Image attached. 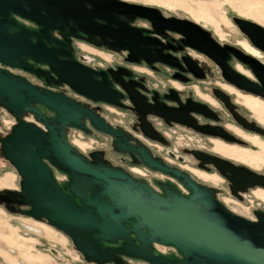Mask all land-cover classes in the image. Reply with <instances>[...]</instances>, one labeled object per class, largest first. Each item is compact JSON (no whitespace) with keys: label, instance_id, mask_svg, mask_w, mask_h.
Returning <instances> with one entry per match:
<instances>
[{"label":"water","instance_id":"95a60500","mask_svg":"<svg viewBox=\"0 0 264 264\" xmlns=\"http://www.w3.org/2000/svg\"><path fill=\"white\" fill-rule=\"evenodd\" d=\"M11 15L31 22L37 30L30 31L18 25ZM135 19L149 22L153 33L160 38H164L165 31L181 35L182 45L217 64L227 83L264 99V75L260 76L254 68L255 60L236 49L221 48L209 33L192 22L165 19L155 8L120 0H0V64L22 68L49 82L62 83L93 102L112 105H117L118 95L109 90L103 73H94L72 60L71 39L83 38L93 46L113 52L125 51L129 63L143 61L147 65L160 64L182 72L188 68L198 77L199 71L187 56H182L179 63L163 55L166 47L158 39L145 37L144 30L131 26ZM232 22L253 48L264 53V28L237 18ZM53 32H57L61 40L55 39ZM228 54L239 56V60L250 67L261 88L229 68L226 64ZM26 59L46 65L56 81L31 69L25 64ZM93 76L100 77V81H94ZM213 94L229 111L235 109L223 92L213 90ZM34 105L50 111L53 120ZM191 106L147 112L165 123L186 126L189 112L210 114L202 104L192 103ZM0 108L16 121L0 144L3 159L20 180L19 191L5 190L0 194V203L10 213L43 220L62 233L83 264H120V256L141 259L147 264H176L151 256L149 251L153 244L174 248L182 257V264H264V212L254 211L253 220L234 214L217 199L215 189L153 159L145 148L127 144L118 129L110 128L89 109L63 95L39 92L3 70H0ZM26 115L32 116L43 130L25 123ZM233 116L244 130L264 137V128ZM83 119L95 130L112 136L117 152L127 153L133 163H138V158L145 167L174 178L187 194L162 184L163 196H160L122 170L107 167L97 154L90 156L94 163L87 160L64 138L68 127L85 132ZM194 129L228 143L246 145L221 128ZM193 155L200 162L199 167L211 166L225 179L229 194L238 200L240 194L249 189H264V175L213 154ZM41 158L69 177L66 189L71 196L59 190ZM73 199L81 206H76ZM129 234L138 246L129 244L132 241ZM116 240L122 244L114 249H103L99 242L114 243ZM50 253L56 260L63 259L54 249Z\"/></svg>","mask_w":264,"mask_h":264},{"label":"flooded vegetation","instance_id":"af4514ba","mask_svg":"<svg viewBox=\"0 0 264 264\" xmlns=\"http://www.w3.org/2000/svg\"><path fill=\"white\" fill-rule=\"evenodd\" d=\"M161 16L165 19L188 21V20L178 19L174 17H165L162 14ZM11 17L15 19L18 25L30 31L37 30V27L31 22L15 17V16H12V15ZM137 20L146 22L148 24V27L144 28V27L135 26L134 22ZM134 22L131 24V26L136 29L144 30L146 33H143V36L149 37V38H156L161 42L163 46L166 47V49L162 51L163 55H167L171 57L174 60V62H179V63H180V58L182 56H187V58L190 59V61L194 64V66L199 71L196 73L198 77H195V75H193V73L190 72L188 68H187V71L182 72L174 68L163 66L160 64L147 65L143 61H139L138 63H129L127 61V52L125 51L113 52V51L108 50L105 47L93 46L89 44L88 42H86L83 38L70 40L69 46L71 50L72 60L75 63H77L79 66L84 67L94 73H103V75L105 76V81L106 83H108L109 90L115 92L118 95L116 99L117 105H112V104L103 103V102H93L81 95L76 94L68 86L62 83L56 84L53 82H49L45 79V77L38 76L30 71L24 70L19 67H7V66L0 64V70L8 72L13 77H17L19 79L24 80L28 84L35 87L39 92L46 91V92H50L53 94L63 95L64 97L70 99L71 101L78 103L81 106L89 109L94 115L101 118L110 128L118 129L119 132H121L123 137L126 139L127 144L135 148H140V147L145 148L153 159H158L169 167L179 169V166L178 167L173 166L168 161V159L175 161L179 164H187L189 162L188 158H192L195 161V165L198 169L203 170L205 172H210L212 168L211 166H207V165H204V167L202 168L199 167L200 162L193 155L194 153H204V154H209V153H206L200 150H190L186 148L181 150V152H177L170 147V141L168 138L169 137L168 134L175 135L176 134L175 129L177 128L185 129L187 130L188 134L190 132H193L194 135H199L200 137L204 138L210 144V152L212 154L218 155L232 162H236L241 165H244L240 162L233 161L229 158L223 157L214 148V146L215 147L220 146L221 148H224L223 146H232L228 144H234V143L225 142L223 139L217 136L201 134L198 131H196L194 128L195 127H198V128L207 127L210 129L211 128H221L228 134L234 137L236 136L240 138L241 140H243L244 142L253 146L251 142L249 141V139L245 137V136H248V134L246 133H251V132L244 130L236 122L233 114L239 118H242L248 121L245 118L246 117L245 111L247 110L250 114L251 119L255 123H257L259 126L264 128V121L259 120L252 116L255 113L251 112V110H249L245 105L240 103V96H247V97H251L254 99L258 98L262 101H264V99L260 97H256L249 93L239 91L235 87H233L231 84L227 83L223 79L222 71L217 64L212 62L210 59H208L206 56L202 55L201 53H198L195 50L182 45L183 37L181 35L177 33L165 31L164 38H160L153 33L149 22L142 20V19H135ZM52 35L54 36L55 39L61 40L60 35L57 32H53ZM211 39L215 41L212 37ZM215 42L221 48L229 47V48L236 49L242 54H245L249 56L250 58H252L253 60H255L257 64H253L254 68H256L260 76L264 75V53L259 52L255 48L252 49L248 45L247 46L249 50L251 49V51H246L242 47L236 48V47H232L229 45H221L217 41ZM90 52H96L98 55L95 58L93 54ZM191 53H194L197 56L202 57L206 61L197 60V57L193 56ZM256 53H259V55H256ZM260 53L262 56H260ZM110 54L115 55V57H117V60H119V62H117L114 65L111 64L112 61L107 60L108 59L107 57H109ZM100 55H103L106 58ZM238 57L239 56L235 54L234 55L228 54V60L226 61V64L229 66L230 69L234 70L235 72L237 73L240 72L239 74L241 73L244 74L245 77L249 76L248 75L249 73L251 77L250 78L246 77V78H248L253 84L261 88V83L257 81L250 67L244 64L243 62H241ZM97 60L100 61L101 63H98ZM232 62H236L237 66L233 67L231 65ZM25 64H27V66H29L33 70H37V71L45 73L53 81H56V78L49 72V69L46 65L35 63L34 61L30 59H26ZM211 67L217 70L218 78L223 82L222 84L223 87L218 86V88H214L211 91H208L206 89V92H209V94L214 98L215 102L220 106L221 110L227 113L226 116L229 118L228 121L234 124L237 128L226 127L225 125H221L220 123L221 118L219 114L211 107V103L214 102L211 98L201 95L202 97H200L199 98L200 100H198V99L193 98L189 92L187 93L183 92L179 88L180 87L179 85L190 86L193 82L194 83L204 82L210 76L209 71L211 70ZM240 67L244 68L245 71L241 70ZM147 71L152 72L153 74H156L160 77H164V80H166V82L169 84V87L166 88L165 90L159 89L160 87L157 82L147 78V75H148ZM93 80L100 81V77L93 76ZM213 90H219L223 92L225 95H227L230 100V103L235 107V109H233L232 111H229L225 107L223 102L214 96ZM232 94L235 95L236 97L235 100ZM192 103H198V104H202L206 106L210 114L209 116H207V115H203L199 113L189 112L187 114L189 118L187 119V126L173 123V122L165 123L161 118L155 115L149 114L147 112V111H150L151 109H167L168 108V109L176 110V109H179L180 106H186V104H187V107H192L191 106ZM33 107L39 112H41L44 116L53 120L54 118L53 114L50 111L46 110L43 106L34 105ZM105 113H108L110 116L120 117V121L119 122H116L115 120L110 121ZM5 117L10 118L12 122L9 125L8 133L5 136L0 137V140L7 137L10 134L12 127L16 125L15 118L11 114L6 112L4 109L0 108V128L2 124L4 123L3 118ZM25 117H29V120L25 119ZM25 117L23 118V121L25 123L34 124L41 130H43V126L39 124L38 122H36L32 116L26 115ZM81 123L83 124L86 130L85 132L79 129L73 128V127H68L65 130L64 138L67 141V143L71 147H73L68 142V139H67V137L70 135L75 137L76 139H79L81 143H85L84 140L87 138H92L96 143L105 142L108 145L109 153L113 156V159L116 161V165L110 163L106 152L102 150H98V149H93L90 152H88L87 155H83L87 160L93 162L90 156L91 154H97L98 157L104 162V164L107 167L120 169L131 177H132V173H137L136 171L142 172L145 177H148V175H150L152 176L151 181H149V179H136L134 177L133 178L137 182L146 185L151 191L155 192L156 194L160 196H163V192L161 189L162 184L170 185L171 187L175 188L178 192H180L183 195L187 194V191L185 190V188L179 182H177L174 178L145 167L139 161L138 158H137L138 163H133L127 153L117 152L114 149L113 137L95 130L87 119H83ZM230 131H232L233 134L229 133ZM76 134H79V135H76ZM129 138H132L133 140ZM261 138H264V137H261ZM187 140L188 142H190L192 138L190 136H187ZM238 146H241V145H238ZM73 148L75 149V147ZM0 156L3 159L2 154H1V144H0ZM40 160L49 170L51 178L53 179V181L55 182L59 190L63 192L64 194L71 196L70 193L66 189V185L68 183L69 177L59 172L58 170H56L45 159L41 158ZM192 171L201 172V171H196V170H192ZM201 173L206 174V175H211V174H207L204 172H201ZM57 174L66 176L67 179L63 181L57 180L56 178ZM6 175L7 173L2 174L0 176V179ZM156 175L158 177L159 176L163 177L165 180H159V178L155 179ZM151 182H153L155 186H153ZM176 183L185 190V193L181 192L180 189L176 187ZM14 188L15 187H12V186L11 187L2 186L0 190H14ZM253 189H260V188H253ZM240 200H241V196H240ZM73 203L76 206H81L79 201L76 199H73ZM258 207L259 206H257V208ZM255 211L261 212L260 210H255ZM128 236L132 239V241L129 243L131 246L139 245V243L135 240L133 235L129 234ZM99 242H100L101 248L103 249L118 248L122 244V241H118V240H116L114 243H104L102 241H99ZM50 250H53V248L47 249V252L49 254H51ZM149 253L153 257H163L176 264H182L181 263L182 257L174 248L173 249L166 248L164 250V253L160 254L154 249L153 245H151V249ZM118 259L120 261V264H147L141 259H134V258H128V257H121V256L118 257ZM75 264H83V263L81 261H76ZM108 264H113V263H108Z\"/></svg>","mask_w":264,"mask_h":264},{"label":"rangeland","instance_id":"374dc122","mask_svg":"<svg viewBox=\"0 0 264 264\" xmlns=\"http://www.w3.org/2000/svg\"><path fill=\"white\" fill-rule=\"evenodd\" d=\"M129 4L141 5L145 7L157 9L165 17H174L178 19L188 20L207 33L221 45H229L236 48H243L246 51H250L248 46L254 49L245 38L243 34L239 32L237 27L233 24L232 20L234 18L246 20L252 22L262 28H264V0H120ZM185 4L190 10H198L199 8L207 12L205 19H197L191 14L190 11L185 9ZM135 26L138 27H148V24L144 21L137 20L134 22ZM248 45V46H247ZM96 58L98 55L96 52H90ZM193 56L197 57L199 61H206L202 57L197 56L194 53H191ZM105 57L103 55H100ZM260 56L261 53H260ZM106 58V57H105ZM108 61L111 60V64H116L119 62L115 55L107 57ZM261 60V59H260ZM98 63H101L97 60ZM231 65L237 66L236 62H232ZM239 66V65H238ZM241 68V67H240ZM241 70L245 71L244 68ZM210 76L202 83H192L190 86L179 85L180 90L183 92H189L193 98L200 100L201 95L211 98L214 102L211 103V107L219 114L221 118V125L226 127L237 128L234 124L228 121L227 113L221 110L220 106L215 102L214 98L206 92L211 91L218 86L223 87V82L218 78L217 70L211 67ZM247 72V71H246ZM240 73V72H239ZM248 73V72H247ZM147 78L154 80L158 83L159 89L165 90L169 87V84L164 80V77H160L152 72L147 71ZM242 74V73H241ZM244 75V74H243ZM250 78V74L248 73ZM146 76V75H145ZM153 79H152V77ZM197 94V96H196ZM234 100L236 99L235 95ZM244 95V94H242ZM232 97V96H231ZM260 99H254L247 96H240V103L245 105L251 112H254L252 116L264 121V101ZM202 101V100H201ZM203 102V101H202ZM110 121L115 120L116 122L120 121V117L110 116L108 113H105ZM245 118L249 122H254L249 112L245 111ZM29 120V117H25ZM4 123L0 128V137L5 136L9 131V125L12 120L8 117L3 118ZM239 129V128H238ZM176 134H168L170 141V147L177 151L181 152L183 149L190 150H200L209 154L210 144L199 135H194L193 132L187 133V130L182 128H177ZM242 131V130H240ZM229 133L233 134L232 131ZM245 133V132H244ZM248 136H245L249 139L250 142L256 143L252 145L246 143V145L238 146L235 144H228L232 146H223L226 150H236L239 152H247L245 166L236 162H232L235 165L243 166L251 171L264 175V138L257 136L253 133H246ZM187 136H190L192 140L188 142ZM236 137V136H235ZM238 138V137H236ZM68 142L79 151L82 155L84 151H81L78 147L74 146L71 143V139H76L73 136L67 137ZM240 139V138H238ZM241 140V139H240ZM94 141L92 138H87L84 140L85 143H91ZM243 141V140H242ZM244 142V141H243ZM106 144L105 142H97L93 144L92 148L87 149V153L93 149H98L106 152L108 160L111 164L116 165V161L113 159V156L109 153L108 145L105 148H100L98 145ZM215 148V146H214ZM243 149V150H242ZM255 154L262 161L256 163L252 160V155ZM214 155V154H213ZM168 159V158H167ZM189 162L187 164H179L175 161L168 159V161L173 166H179V169L189 176H191L197 183L204 185L209 188L216 190L217 199L231 212L234 214L243 217L247 220H253V211L260 210L264 212V190L262 189H249L245 193L240 194L241 200H237L229 194L228 183L225 179L219 176L213 168L210 172H205L196 167L195 161L192 158H188ZM243 164V163H242ZM254 164V165H253ZM127 169V168H125ZM201 171L207 174L206 175ZM128 171V170H127ZM137 173L140 171H136ZM4 173H7L6 176L0 179V188L2 186L15 187L14 190H9L12 192L19 191V178L16 175L14 169L9 165L8 162L4 161L0 156V176ZM132 173V177L136 179H149L151 181L150 175L145 177L142 172ZM131 175V174H130ZM165 180L163 177L155 176V179ZM153 186L155 184L151 182ZM176 187L178 184L176 183ZM5 190H0V194ZM252 194V195H251ZM255 198V199H254ZM258 204V205H256ZM257 206H259L257 208ZM20 210H25L20 208ZM55 229L49 227L45 221L38 220L34 221L27 217H23L19 214H13L5 210L4 206L0 203V264H75L76 261H81V257L77 252L72 248L70 241L62 233L56 231ZM11 239L17 240L21 247L18 250L17 248L10 246L8 241ZM48 248H53L58 251L62 256V260H56L51 254L47 252Z\"/></svg>","mask_w":264,"mask_h":264},{"label":"bare ground","instance_id":"6f19581e","mask_svg":"<svg viewBox=\"0 0 264 264\" xmlns=\"http://www.w3.org/2000/svg\"><path fill=\"white\" fill-rule=\"evenodd\" d=\"M185 6V9L190 11L191 14L194 16V18H197V19H205V16L207 14V12L201 8H199L198 10H190L189 8H187V4L184 5ZM243 75V74H242ZM245 76V75H243ZM247 77V76H246ZM256 98V97H255ZM258 99V98H257ZM257 124V123H256ZM253 145H256V143L254 142H251ZM215 150L221 154L223 157H226V158H229L233 161H237V162H240V163H243L245 164V161L246 159H250L249 157H247V152H239V151H236V150H226L224 148H221L220 146H216L215 147ZM218 156V155H216ZM220 157V156H219ZM222 158V157H221ZM225 159V158H223ZM227 160V159H226ZM252 160L256 163H259L261 162L262 160L259 159V157H257L255 154L252 155ZM230 161V160H229ZM254 165V164H253ZM264 190V189H262ZM56 232V231H55ZM8 244L10 246H13L15 248H17L18 250L20 249L21 247V244L15 240V239H11L8 241Z\"/></svg>","mask_w":264,"mask_h":264},{"label":"clouds","instance_id":"9594fccd","mask_svg":"<svg viewBox=\"0 0 264 264\" xmlns=\"http://www.w3.org/2000/svg\"><path fill=\"white\" fill-rule=\"evenodd\" d=\"M76 135H79V134H76ZM71 143L74 146L78 147L81 151H84V154L87 155L86 150L92 148L93 144H95L96 142L92 141L91 143H81V141L79 139H71ZM98 147L105 148V147H107V145L106 144H100V145H98ZM56 178H57V180H60V181L67 179L66 176H62L59 174H57Z\"/></svg>","mask_w":264,"mask_h":264},{"label":"built area","instance_id":"2783aa9c","mask_svg":"<svg viewBox=\"0 0 264 264\" xmlns=\"http://www.w3.org/2000/svg\"><path fill=\"white\" fill-rule=\"evenodd\" d=\"M178 188L180 189L181 192L185 193V190L181 186L178 185ZM153 247L160 254L164 253V250L166 248L173 249L171 246H162V245H158V244H153Z\"/></svg>","mask_w":264,"mask_h":264},{"label":"snow or ice","instance_id":"6c2138e0","mask_svg":"<svg viewBox=\"0 0 264 264\" xmlns=\"http://www.w3.org/2000/svg\"><path fill=\"white\" fill-rule=\"evenodd\" d=\"M250 51H251V49H250ZM256 55H259V53H256Z\"/></svg>","mask_w":264,"mask_h":264}]
</instances>
